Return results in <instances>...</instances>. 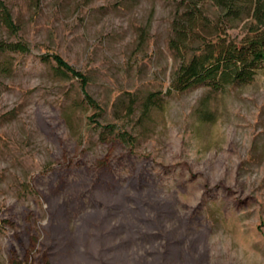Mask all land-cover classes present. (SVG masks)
I'll return each mask as SVG.
<instances>
[{
	"label": "rangeland",
	"instance_id": "rangeland-1",
	"mask_svg": "<svg viewBox=\"0 0 264 264\" xmlns=\"http://www.w3.org/2000/svg\"><path fill=\"white\" fill-rule=\"evenodd\" d=\"M190 1V52L245 35L213 0H0L29 48L0 52V264H264V66L173 90Z\"/></svg>",
	"mask_w": 264,
	"mask_h": 264
},
{
	"label": "trees",
	"instance_id": "trees-1",
	"mask_svg": "<svg viewBox=\"0 0 264 264\" xmlns=\"http://www.w3.org/2000/svg\"><path fill=\"white\" fill-rule=\"evenodd\" d=\"M213 3L223 14L222 18L229 22L246 19V33L236 40L226 35L225 30L223 34L215 31L213 33L216 36L212 40H200L195 50L190 52L187 48L189 40L194 38L193 29L203 19V15L195 2H187L186 12L173 23L174 38L169 42V48L175 54L187 50L186 60L177 68L171 84L175 91L182 92L195 86H207L217 91L227 86L246 85L253 81L257 71L264 66V0H213ZM0 15L2 22L12 28L11 14L2 2ZM1 51L26 53L29 48L22 41L0 40ZM45 57H51L58 68L77 78L82 90L86 88L89 83L87 75L75 70L56 54ZM152 95L155 94L150 97ZM84 97L96 110L89 120L98 127L112 128V125L102 126L96 120L95 117L101 111L100 105L85 92ZM120 135L127 141L132 139L127 133L122 132Z\"/></svg>",
	"mask_w": 264,
	"mask_h": 264
}]
</instances>
